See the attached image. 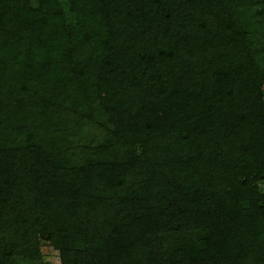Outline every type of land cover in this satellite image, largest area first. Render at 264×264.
Masks as SVG:
<instances>
[{"label":"trees","instance_id":"obj_1","mask_svg":"<svg viewBox=\"0 0 264 264\" xmlns=\"http://www.w3.org/2000/svg\"><path fill=\"white\" fill-rule=\"evenodd\" d=\"M264 0H0V264H264Z\"/></svg>","mask_w":264,"mask_h":264},{"label":"rangeland","instance_id":"obj_2","mask_svg":"<svg viewBox=\"0 0 264 264\" xmlns=\"http://www.w3.org/2000/svg\"><path fill=\"white\" fill-rule=\"evenodd\" d=\"M260 190L264 193V184H260ZM41 252L44 258L52 263V264H59V257L58 253L48 245L47 242L41 241Z\"/></svg>","mask_w":264,"mask_h":264}]
</instances>
